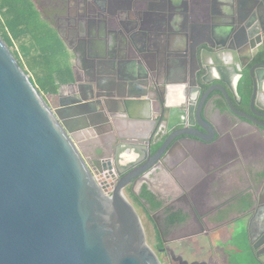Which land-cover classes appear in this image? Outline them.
I'll list each match as a JSON object with an SVG mask.
<instances>
[{
	"label": "water",
	"instance_id": "obj_1",
	"mask_svg": "<svg viewBox=\"0 0 264 264\" xmlns=\"http://www.w3.org/2000/svg\"><path fill=\"white\" fill-rule=\"evenodd\" d=\"M152 1L133 0L116 11L109 0H83L81 15L86 21L80 24L82 37L92 36L94 20L104 17L103 27L109 29L114 41H120L123 56L143 58L144 51L135 48V40L143 25L142 4L151 6ZM161 6L168 14V30L178 32L182 41L179 49H166V54L182 57V76L175 81L172 93L166 86L162 89L140 65L137 78L115 85L101 76L81 79L75 75L73 82L62 85L74 90L64 95L60 87L50 95L58 99L52 104L0 36V264H162L146 242L140 215L125 196L124 190L132 182L123 178L113 182L109 196L95 175L108 171V177L122 176L147 161L138 175L150 176L174 142L214 144L220 131L209 116L219 100L239 123L264 133V121L255 122L236 107L243 99L237 91L238 82L244 69L251 67L250 108L264 117V0H228L218 12L206 7L194 10L188 0H161ZM192 17L206 22L202 28L209 31L204 41L194 38ZM106 68L117 70L103 60L95 71L102 75L108 72ZM214 73L222 77L221 84L205 90V85L215 81ZM233 77L236 80L231 86ZM124 85L131 94L137 91L141 96L156 97L157 114L141 118L157 124L154 136L121 137L120 142L128 148L119 151L114 146V163L103 161L98 167L84 155L79 132L114 130L112 120L122 118L131 103L124 96L115 97V90ZM246 85L242 82V88ZM145 103L152 104V99ZM159 142L162 145L152 154ZM102 148H96V154L100 155ZM141 157L140 162L121 167L123 159ZM164 250L175 264H206L190 262L170 246Z\"/></svg>",
	"mask_w": 264,
	"mask_h": 264
},
{
	"label": "crops",
	"instance_id": "obj_2",
	"mask_svg": "<svg viewBox=\"0 0 264 264\" xmlns=\"http://www.w3.org/2000/svg\"><path fill=\"white\" fill-rule=\"evenodd\" d=\"M109 1L111 7L116 11L128 7L133 2V0ZM188 2L189 6L194 10H197L198 8L200 10L206 7L209 12L210 10L218 12L226 7L228 0H188ZM140 11L143 25L142 28L139 29L138 35H136L135 48L144 51V57L141 59H139L137 55L123 56L120 41H114L113 35L109 32V29L103 27L104 17L95 19L93 35L84 38L78 36V32L74 29L75 27L66 22L67 15L50 19L42 16L47 25L61 39L68 56L70 68L73 71V76L80 74L81 76L83 75L82 79L86 78L87 75H93L94 77L101 76L104 79V82L107 81L108 83H114L115 85L116 82L126 83L137 78L139 74V66L141 65L148 71V73H150V78L156 79L160 83L159 86L162 87V89L166 86L168 92L172 93L177 86V80L182 76L181 63H179L182 57L173 56L171 53L166 54V49H179L182 45L180 35L176 31L168 30V14L162 10L161 0H153L151 6L147 3H143ZM191 22L196 25V29L193 32L194 38L204 41L209 31L202 28V25L206 22L201 18L198 19L196 17H192ZM103 60L113 63L117 70L113 71L110 68H106L108 72L99 75L95 69L98 67V62ZM138 60H141L140 64L137 62ZM212 76V79L221 83L220 79L222 77L218 73H214ZM235 80L236 77L231 79V86L234 85ZM61 87L64 95L71 93V90L67 86ZM95 92L98 91L96 90ZM114 93L115 97L118 98L119 95H121L131 102L127 112L122 115V118L112 120L114 130L107 132L100 130L99 132L92 129L79 132L81 137L78 140L82 144L84 155L94 161L97 159L95 155L96 150H90V148H88L91 140L98 141V144H102V139L109 137L111 143L115 145L120 141L121 137L147 136L151 122L148 120H141V118L144 115L155 114L159 107V105L156 104V97H154L153 94H151V96H141L138 95L137 91H133L131 94L130 88L126 85L118 88ZM238 93L243 97L242 91H238ZM100 95H103V92L100 91ZM231 97L234 100V94H231ZM150 98L152 99V104L148 105L145 102ZM217 103V109L210 112L209 117L215 124L216 129L220 131V135L215 143L209 146L210 149L214 151V154L206 160V166L208 168L207 174H210V177L213 178L215 175L225 176L229 172V176L233 180L232 186H235L239 182L242 184V182L245 181V175L242 170L239 169L240 162H233L236 158L235 152L239 153L241 150V144L238 138L241 136L242 131H252V129L250 128L251 126L245 122L239 123L238 119H236L229 111L224 101L219 100ZM110 106L112 107V105ZM113 106L114 108H117L118 104ZM251 146L252 148H256L255 153H257V156L259 154L261 155V152L264 151V146L261 145V143L253 144ZM85 149L88 150L85 151ZM263 156L264 155L262 154L261 157L263 158ZM261 161V163H253L249 170V175L257 185L255 192L259 198V203L257 202L258 206L252 209L251 216L256 217L260 221H264V159ZM220 165L227 166H225L224 169H221V171L215 172ZM170 171L171 170L164 171L163 176L157 179L155 183H152L153 190L156 193L167 196L172 193H177L180 190V187H182ZM201 173L202 172L198 171L197 175L193 174L189 177L191 180V186L199 187L202 184L200 182L202 179ZM214 184L213 187H216V182ZM243 206L244 204L236 206L234 208L235 214L239 213L240 210L245 211L246 209L248 213L250 207L244 208ZM247 218H250V215L241 219L248 234L245 239L246 243L244 249L246 250H243L244 253L247 252L248 254L247 260L240 261L238 259L240 255H236L232 252V249L237 247L239 242L237 236L230 233L229 229L236 228L237 224H240L238 222L226 226L223 229L226 231L225 234H227V243L224 245L216 243L217 239L215 233L208 236L197 234L181 241L187 242L186 244L189 246V249L185 248L186 244H184L183 249H174H176L178 253H182L185 259H189L188 261H205L207 258L213 256L220 264H255V261L264 264V254H257L252 245V238L249 235L250 223ZM191 246L192 251H190Z\"/></svg>",
	"mask_w": 264,
	"mask_h": 264
},
{
	"label": "flooded vegetation",
	"instance_id": "obj_3",
	"mask_svg": "<svg viewBox=\"0 0 264 264\" xmlns=\"http://www.w3.org/2000/svg\"><path fill=\"white\" fill-rule=\"evenodd\" d=\"M32 1L36 8L46 18H59L62 15H67L66 22L74 26L75 31L78 32L77 35L82 37L80 24L81 21H86V17L81 15L83 0ZM250 69L251 67L244 69V75L238 82L237 88L238 91L243 92V99L241 105H236V107L240 111L246 112L253 121H264V117L254 114L250 108V99L252 96ZM76 75L81 79L83 77V75L81 76L80 74ZM91 76L87 75V77ZM242 82H246L247 87L242 88ZM219 84L221 83L214 81L207 86L205 85L203 88L208 90L211 86ZM67 87L71 92L74 90L72 86ZM217 92L218 91H216V93ZM155 114H157V112ZM234 117L238 119L235 115ZM242 119L244 120V118ZM156 125L155 123L150 124L147 136H154ZM250 126L252 131L244 130L238 138L241 144L240 152H235V154L233 151L236 157L233 162H240L239 169L242 170L245 175V181H243L242 184L239 182L235 186H232L233 180L229 176V172L225 176H219L217 174L218 176L215 175L213 178L210 177V174H207L208 168L206 166V160L214 154V151L210 149L209 145H200L190 140L181 141L179 144L175 142L171 144L166 159L157 164L158 168L155 169L150 176L138 175V172L147 164V161L140 162L143 157L136 158L135 160H122L123 164L121 167L123 169L138 162L140 163L127 170L122 176L114 174L115 176H111V178L114 183H117L120 178L132 182L124 191L127 190L130 192L135 202L141 206V210L147 212L148 219L155 223L162 238V246L158 248L161 254L167 255L164 249L166 246H170L171 243H181L183 239L197 234L208 236L215 233L219 235V231H222L226 226L239 222L243 217L248 215H250V218H247V220L249 219L250 223L249 235L252 238V245L257 254H264V221H260L256 217L251 216L252 209L258 206L257 202L259 203V198L255 192L257 185L249 175L251 165L253 163H261V160L264 159V156L263 158L261 157L262 154L264 155V151L261 152V155L259 154L257 156V153H255L256 148H252L251 146L260 143L264 146V133H260L255 126ZM196 127L199 128L198 124ZM190 132L198 133L195 130H191ZM167 135L165 138H167ZM158 136L159 135L153 137V140H158ZM102 140V144H98V141L91 140L88 145V148L91 150H96L99 146H103V154L98 156V154L95 153L96 158L98 157L95 161L98 167L101 166L103 161L108 163V160H110V162L114 163V146H117L119 151L128 148V145L120 142L121 140L113 145V148L111 147L112 143L109 137H105ZM161 145L162 142H159L158 145L154 146L152 154H154ZM150 160L151 158H149L148 162H150ZM227 165L218 166L215 172L221 171V169H224ZM167 170H171L170 172L182 187H180L177 193L166 196L156 193L153 190L152 183H155L157 179L163 176L164 171ZM198 171L202 172V179L200 180L202 184L199 187L191 186L189 177L193 174L197 175ZM215 182L217 185L213 187ZM136 193H139V196H137ZM132 204L134 205V203ZM239 204L246 205L244 208L250 207L248 213L246 209L245 211L240 210L239 213L235 214L234 208ZM175 213L184 216L185 220L182 223L170 225L169 220ZM145 217L147 218L146 213ZM164 236L168 237V239L165 240L163 238ZM174 250L178 253L176 249ZM179 254L183 256L182 253ZM205 262L206 264H220L213 256L207 258Z\"/></svg>",
	"mask_w": 264,
	"mask_h": 264
},
{
	"label": "trees",
	"instance_id": "obj_4",
	"mask_svg": "<svg viewBox=\"0 0 264 264\" xmlns=\"http://www.w3.org/2000/svg\"><path fill=\"white\" fill-rule=\"evenodd\" d=\"M0 36L42 95L56 94L62 85L74 81L61 39L32 0H0ZM184 220L175 213L169 224Z\"/></svg>",
	"mask_w": 264,
	"mask_h": 264
},
{
	"label": "rangeland",
	"instance_id": "obj_5",
	"mask_svg": "<svg viewBox=\"0 0 264 264\" xmlns=\"http://www.w3.org/2000/svg\"><path fill=\"white\" fill-rule=\"evenodd\" d=\"M15 48L18 49L17 47H15ZM46 98L52 104H55L56 102H58L57 98H53L50 95H46ZM86 150H88V149H85V151ZM103 152L104 151H103V148H102L101 154H103ZM100 155H98V156H100ZM125 196L130 201V203H134V207L137 210L138 214L140 215L142 224L144 226L145 239H146L147 244L156 252V254L159 256L162 264H175L170 259V257H168L167 255L165 256V255L161 254L160 251L158 250V248H160V246L162 245V238L160 236V233H159L155 223L152 220L148 219L147 212H144V211L141 210L142 209L141 206H139V204L137 202H135V200L133 199L132 195L127 190L125 191ZM145 213H146L147 218L145 217ZM238 223H240V224H237V227L235 226L236 228L229 229L230 233H233L235 236H237L238 242H239L237 247L232 249V252L235 253L236 255H240L238 257V259L240 261H242V260L244 261L245 259L246 260L248 259L247 252L244 253V251L246 250V249H244L245 243H246L245 239L248 236V234H247V230L244 228L241 220ZM225 233H226V231L222 230V231H219V235L216 234V239H217L216 243H219V244H222V245L227 243L226 242V235L227 234H225ZM163 238L165 240L168 239V237H166V236H164ZM186 243L187 242H181V243L173 242V243L170 244V247L173 248V249L176 248V249L180 250L181 248L183 249V246ZM185 248L189 249V246H187V244H186ZM190 251H192V246L190 248ZM246 256H247V258H246Z\"/></svg>",
	"mask_w": 264,
	"mask_h": 264
},
{
	"label": "built area",
	"instance_id": "obj_6",
	"mask_svg": "<svg viewBox=\"0 0 264 264\" xmlns=\"http://www.w3.org/2000/svg\"><path fill=\"white\" fill-rule=\"evenodd\" d=\"M96 181L99 187L104 191L106 195H111L113 191V179L109 176L108 171H100L99 174L95 175Z\"/></svg>",
	"mask_w": 264,
	"mask_h": 264
}]
</instances>
